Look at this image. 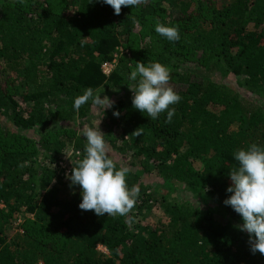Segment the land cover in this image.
Instances as JSON below:
<instances>
[{"label": "trees", "instance_id": "obj_1", "mask_svg": "<svg viewBox=\"0 0 264 264\" xmlns=\"http://www.w3.org/2000/svg\"><path fill=\"white\" fill-rule=\"evenodd\" d=\"M201 1L148 0L115 15L97 0H0L6 74L0 83V264H264V255L251 252L248 233L236 227L240 215L223 203L231 195L230 169L238 165L235 151L264 147V0H233L211 13L198 10ZM157 23L177 27L179 41L158 35ZM119 48L123 53L106 75L101 64ZM191 52L201 54L207 71L222 69L235 83L193 81L180 71ZM136 62L167 66L179 84L171 123L167 112L152 120L132 107L133 93L125 89ZM87 88L125 90L107 111L120 112L110 123L127 138L111 146L122 155L131 151L144 168L150 162L195 198L207 197V205L169 201L167 220L138 232L133 213L81 210V189L66 178L60 196L51 185L60 178L53 164L69 146L82 158L86 141L72 122L90 101L78 111L73 104ZM48 120L58 125L42 134L39 151L21 130ZM139 127L142 135L132 136ZM126 181L129 189L136 183ZM136 186L137 207L152 206V194ZM19 212L23 221L15 228Z\"/></svg>", "mask_w": 264, "mask_h": 264}, {"label": "clouds", "instance_id": "obj_2", "mask_svg": "<svg viewBox=\"0 0 264 264\" xmlns=\"http://www.w3.org/2000/svg\"><path fill=\"white\" fill-rule=\"evenodd\" d=\"M24 4L25 0H18ZM92 2V0H91ZM107 4L120 15L122 7H139L148 0H97ZM155 32L169 42L180 39L179 30L175 26H165L162 23L155 25ZM170 70L159 62H136L129 79L135 82L132 91V107L149 118L156 120L161 113L167 112L166 123H171L175 115V108L170 107L180 102V95L169 86ZM101 92H94L92 88L84 90L83 94L74 98L73 107L79 110L91 101L92 105L106 109L114 106V101ZM113 115L119 117L120 112ZM143 133L141 127L131 135L138 137ZM80 134L86 143L82 158L76 160L70 174V186L78 185L81 189L82 200L79 208L83 211H93L97 216H127L134 208L139 197L140 189L133 185L129 189L126 181L129 169L116 163L108 154L103 133L98 129L85 125ZM80 153L77 156L80 157ZM238 165L229 172L231 185L226 189L231 195L223 203L230 206L242 218L243 223L237 225L240 231L249 235L250 250L253 254L259 252L264 255V147L251 144L246 150L238 149L234 153Z\"/></svg>", "mask_w": 264, "mask_h": 264}, {"label": "rangeland", "instance_id": "obj_3", "mask_svg": "<svg viewBox=\"0 0 264 264\" xmlns=\"http://www.w3.org/2000/svg\"><path fill=\"white\" fill-rule=\"evenodd\" d=\"M233 0H202L198 6V10H204L206 13H211V10L213 8L219 7L222 8L228 3L232 2ZM47 4H44L45 7ZM202 6V9H201ZM121 49L119 48L118 52L114 53V58L112 60L113 64H115L117 57H120L122 55ZM202 57L200 53L197 52H191L188 54L185 62L182 64L180 71L183 73H187L191 76V79L194 80H201L202 78H217L223 83H235L234 82V76L228 75L226 77L221 76L222 69H215L218 72H209L207 71L204 66L202 65ZM3 68V62L0 60V83L4 84L6 81V74L2 71ZM135 82L131 81V84L129 87H133ZM169 86L172 88L179 87V84L176 83L170 79ZM127 88L125 90H128L130 88ZM244 89V88H242ZM123 91H115V90H98L96 92H101V98L104 96H107L111 100H116L120 96H122L125 92ZM88 108H85V113L83 115L75 117L74 121L71 123L74 125L75 131L80 134V130L85 126H91L94 128L99 129L104 134L103 138L106 142L108 154L110 158L114 160L116 163L117 168H120L121 166L127 167L129 169V172L127 173V177H129L132 182H136L134 185H140V187H143V189L146 192H149L152 194L153 198L155 199L152 206H143L142 209L137 207V204L139 202L136 201V204L134 208L129 212L134 214V220L133 223L136 225V230L138 231V227H150L152 228L155 225H158L160 221H166V215L164 214V205L169 201H180V200H189L192 201V203L196 206L199 205V203H202L204 206L207 205L208 199L207 197H202V195L198 198H195L198 194H192L189 190H186L182 184H177L174 182H168L163 177L162 174H158L157 170L154 168V165L150 162H144L145 168L141 166L139 161L137 159L131 158V151H128L126 155L120 154L118 150L113 148L111 146L110 141L114 140L116 143L121 144L123 141V138H127V136L124 134L123 130L114 127L110 122H113L111 120L112 117L115 118H121L116 117L114 115L108 114L107 109L104 111L103 108H98L94 105H92L91 101L87 106ZM3 123L4 119L2 120ZM64 122V121H63ZM49 124L46 125H35L31 129L27 130H21L22 133L25 134L29 139L33 141V143H36V149L41 151V148L38 145V142L42 136V134L46 133V130L50 127V125H58L53 120H48ZM68 122L63 124V127H65ZM124 124V123H123ZM59 127V126H58ZM16 130V129H15ZM66 130H63L64 132ZM60 132L59 134H61ZM81 135V134H80ZM81 137H83L81 135ZM123 137V138H122ZM84 138V137H83ZM85 139V138H84ZM86 141V140H85ZM40 148V149H39ZM77 153H80V151L77 148L74 147H66L62 149V152L58 155V161L57 163L53 164L55 166V169L57 170L60 178L55 179L52 181L51 185L57 188L58 194L65 195L66 194V188L64 185H62V182L65 181L66 173L70 174L71 169L73 167L72 163L75 164L76 160L81 157L77 156ZM81 154V153H80ZM39 157L41 155L39 154ZM136 174V175H135ZM133 175H135L133 177ZM2 207L3 205L0 204ZM23 213H17L15 214V225L17 228V224L21 223L23 221ZM139 230L138 232H140ZM98 250L102 253L108 254L107 250L104 246L99 245Z\"/></svg>", "mask_w": 264, "mask_h": 264}, {"label": "built area", "instance_id": "obj_4", "mask_svg": "<svg viewBox=\"0 0 264 264\" xmlns=\"http://www.w3.org/2000/svg\"><path fill=\"white\" fill-rule=\"evenodd\" d=\"M114 67L113 62H109V61H105L101 64V70L103 71V73H105L106 75H108L112 68Z\"/></svg>", "mask_w": 264, "mask_h": 264}]
</instances>
